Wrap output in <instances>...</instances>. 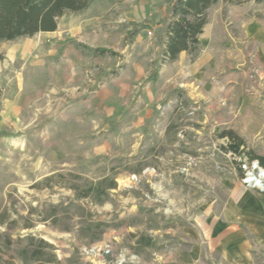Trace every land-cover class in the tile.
I'll use <instances>...</instances> for the list:
<instances>
[{
	"label": "rangeland",
	"instance_id": "rangeland-1",
	"mask_svg": "<svg viewBox=\"0 0 264 264\" xmlns=\"http://www.w3.org/2000/svg\"><path fill=\"white\" fill-rule=\"evenodd\" d=\"M213 7L217 63L198 99L145 93L168 0H95L54 31L0 40V264H38L21 253L28 233L54 245L48 264H177L205 245L209 209L237 185L257 190L237 163L257 169L223 152L219 133L264 155V3ZM141 28L151 45L135 51L130 33ZM137 65L146 76L134 80ZM253 252L264 264V249Z\"/></svg>",
	"mask_w": 264,
	"mask_h": 264
},
{
	"label": "crops",
	"instance_id": "crops-1",
	"mask_svg": "<svg viewBox=\"0 0 264 264\" xmlns=\"http://www.w3.org/2000/svg\"><path fill=\"white\" fill-rule=\"evenodd\" d=\"M216 9L213 7L208 10L207 22L199 36L201 45L198 55L190 61L191 55L183 51L175 61L163 64L157 78L146 84L145 93L149 101L164 98L169 91L172 94L183 92L194 99L205 96L203 88L197 91L196 87L207 86L203 83L207 71L217 63L215 52L211 50L213 42H210L217 34L218 23H215L216 19L213 16L216 14ZM141 31L143 29L135 36V51L140 49L141 42L146 44L148 39ZM151 40L152 38L149 37V46ZM214 40L216 41L215 38ZM130 70L134 80L146 76L140 65L131 67ZM204 217L207 220H204V227H200L203 230L206 246L195 244L188 251L179 253L177 264H207L208 260L215 259L220 261L219 264H256L253 249L256 245L264 249V191L246 190L237 185L219 211L209 209ZM249 235L255 241V246Z\"/></svg>",
	"mask_w": 264,
	"mask_h": 264
},
{
	"label": "trees",
	"instance_id": "trees-1",
	"mask_svg": "<svg viewBox=\"0 0 264 264\" xmlns=\"http://www.w3.org/2000/svg\"><path fill=\"white\" fill-rule=\"evenodd\" d=\"M219 0H168L170 13L165 18L164 37L161 41V51L158 66L151 75L154 80L163 64L175 61L179 54L186 51L194 59L200 50V34L207 22L208 10ZM224 2H242L243 0H221ZM264 3V0H253ZM95 0H0V40H14L19 37H31L38 32L54 31L57 19L66 12L80 13L88 9ZM146 24V23H145ZM146 25L143 24L142 28ZM141 28V29H142ZM140 29L130 33V38ZM99 53L106 49H97ZM3 55L0 53V61ZM219 137L226 140L221 145L223 152L235 157L245 156L249 163L257 161L264 169V155L256 154L246 146L244 139L232 129H225ZM240 174H244L242 163H237ZM115 182H109V188H114ZM5 213L0 215V224H5ZM26 227H30L26 226ZM31 244L21 250L23 256L38 264L55 263L54 245L32 233L24 236ZM23 237V238H24ZM22 239L19 237V240ZM5 246L12 244L11 237L5 235Z\"/></svg>",
	"mask_w": 264,
	"mask_h": 264
},
{
	"label": "built area",
	"instance_id": "built-area-1",
	"mask_svg": "<svg viewBox=\"0 0 264 264\" xmlns=\"http://www.w3.org/2000/svg\"><path fill=\"white\" fill-rule=\"evenodd\" d=\"M256 162L257 161H253L252 166L253 168L257 169V173L254 170L250 171V168L247 167L245 163H242V168L244 169L242 181L247 186L256 188L260 191H264V176L262 174V172H264L262 170L264 169L260 167Z\"/></svg>",
	"mask_w": 264,
	"mask_h": 264
},
{
	"label": "bare ground",
	"instance_id": "bare-ground-1",
	"mask_svg": "<svg viewBox=\"0 0 264 264\" xmlns=\"http://www.w3.org/2000/svg\"><path fill=\"white\" fill-rule=\"evenodd\" d=\"M262 171H264V170H262ZM262 174H263V176H264V172H262Z\"/></svg>",
	"mask_w": 264,
	"mask_h": 264
},
{
	"label": "water",
	"instance_id": "water-1",
	"mask_svg": "<svg viewBox=\"0 0 264 264\" xmlns=\"http://www.w3.org/2000/svg\"><path fill=\"white\" fill-rule=\"evenodd\" d=\"M257 163V162H256ZM258 164V163H257Z\"/></svg>",
	"mask_w": 264,
	"mask_h": 264
}]
</instances>
